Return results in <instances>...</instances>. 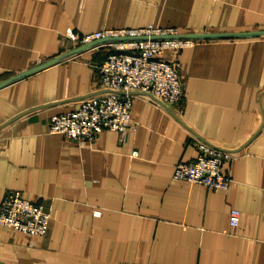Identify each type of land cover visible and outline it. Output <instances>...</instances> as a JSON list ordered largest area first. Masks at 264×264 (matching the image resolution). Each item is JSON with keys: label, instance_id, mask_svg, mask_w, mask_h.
I'll use <instances>...</instances> for the list:
<instances>
[{"label": "crops", "instance_id": "obj_1", "mask_svg": "<svg viewBox=\"0 0 264 264\" xmlns=\"http://www.w3.org/2000/svg\"><path fill=\"white\" fill-rule=\"evenodd\" d=\"M151 23L200 39L179 52L182 103L137 93L124 135L50 132V117L105 91L96 76L109 47L65 31ZM10 79L0 203L19 190L51 223L44 235L0 225V264H264V0H0V83ZM194 135L233 152L227 188L173 177L197 156Z\"/></svg>", "mask_w": 264, "mask_h": 264}, {"label": "built area", "instance_id": "obj_2", "mask_svg": "<svg viewBox=\"0 0 264 264\" xmlns=\"http://www.w3.org/2000/svg\"><path fill=\"white\" fill-rule=\"evenodd\" d=\"M64 36L75 43L91 47L101 41L109 47L97 66V89L105 90L84 97L79 106L49 119V130L79 141H93L104 129L124 135L131 123V110L137 93L153 101L181 104L185 82L181 75L179 52L200 39L177 27L149 24L145 27L104 28L80 34L68 28ZM197 149L195 159L179 162L173 177L201 183L214 190L225 189L232 181L225 162L234 158L230 149L212 141L193 136ZM241 212L231 208L229 221L236 227ZM50 213L22 195L9 190L0 203V225L36 235L48 232Z\"/></svg>", "mask_w": 264, "mask_h": 264}, {"label": "water", "instance_id": "obj_3", "mask_svg": "<svg viewBox=\"0 0 264 264\" xmlns=\"http://www.w3.org/2000/svg\"><path fill=\"white\" fill-rule=\"evenodd\" d=\"M84 47H86V46H84ZM84 47H83V48H84ZM83 48H82V49H83ZM80 50H81V49H80ZM77 51H79V50H77ZM61 58H62L61 56H59V57H55V58H53V59H51V60H49V61H47V62H45V63H43V64H41V65L34 66V67H32L31 69H28L27 71H24V72H22V73H19L18 75H16V77H14V79H16V78H20V77H23V76H26V75H28V74H30V73H32V72H35V71H37V70H39V69H42V68H44V67H46V66H48V65H51V64L55 63L56 61L60 60ZM14 79L5 80V81H3V82L0 83V86L7 84L8 82H10V81H12V80H14Z\"/></svg>", "mask_w": 264, "mask_h": 264}]
</instances>
